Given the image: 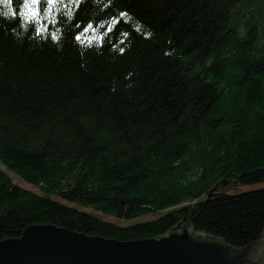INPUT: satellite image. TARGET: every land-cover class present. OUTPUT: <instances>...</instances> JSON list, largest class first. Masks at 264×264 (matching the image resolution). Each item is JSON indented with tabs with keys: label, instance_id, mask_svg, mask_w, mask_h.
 Returning <instances> with one entry per match:
<instances>
[{
	"label": "trees",
	"instance_id": "16d2710c",
	"mask_svg": "<svg viewBox=\"0 0 264 264\" xmlns=\"http://www.w3.org/2000/svg\"><path fill=\"white\" fill-rule=\"evenodd\" d=\"M239 1L41 0L27 23L22 0H0V240L188 221L259 241L264 188L222 191L264 181V23L229 25Z\"/></svg>",
	"mask_w": 264,
	"mask_h": 264
},
{
	"label": "water",
	"instance_id": "95a60500",
	"mask_svg": "<svg viewBox=\"0 0 264 264\" xmlns=\"http://www.w3.org/2000/svg\"><path fill=\"white\" fill-rule=\"evenodd\" d=\"M261 241L264 231L239 248L188 221L164 236L129 241L31 224L0 240V264H264V255L251 250Z\"/></svg>",
	"mask_w": 264,
	"mask_h": 264
},
{
	"label": "rangeland",
	"instance_id": "374dc122",
	"mask_svg": "<svg viewBox=\"0 0 264 264\" xmlns=\"http://www.w3.org/2000/svg\"><path fill=\"white\" fill-rule=\"evenodd\" d=\"M252 1V4L249 6H247L248 2ZM241 12H244L245 15L243 16L242 19L244 20V22L241 23V28L242 30L244 29L246 22L248 24L254 25L257 22H263L264 23V0H241L239 1L235 7H233L230 10V15H229V25H234L236 23V21L238 20ZM247 12V13H246ZM259 16L262 18L261 21H259ZM262 26V25H260ZM264 27V24L263 26ZM241 30V31H242ZM13 177V180L24 186L27 188H30L34 191H37V188H34L32 186L29 185H25L24 183H22L19 179H17L15 176L11 175ZM228 183H226L227 185ZM259 188H264V181L261 183H257V184H252V185H237V186H225V188H223V192L224 193H238L244 190H250V189H259ZM150 216L144 215V216H140L139 218H137L135 221H144L149 219ZM251 250H254L262 255H264V242L261 241L259 244L255 245L253 248H251Z\"/></svg>",
	"mask_w": 264,
	"mask_h": 264
},
{
	"label": "snow or ice",
	"instance_id": "6c2138e0",
	"mask_svg": "<svg viewBox=\"0 0 264 264\" xmlns=\"http://www.w3.org/2000/svg\"><path fill=\"white\" fill-rule=\"evenodd\" d=\"M22 2H23V8L27 11L21 12L20 15L25 18V21L27 23H35L41 17V9H40L41 0H22ZM55 2L56 0H46V3L48 5L46 11L51 12L52 10L51 6L54 5ZM12 15H17V13L13 12ZM122 15H126V14H122ZM88 29H92L93 31H95V29H93V26L91 24L87 26V29H85V31H87ZM109 30H111V27H109ZM77 39H80V37H77Z\"/></svg>",
	"mask_w": 264,
	"mask_h": 264
}]
</instances>
